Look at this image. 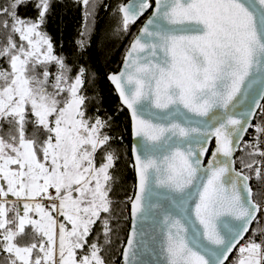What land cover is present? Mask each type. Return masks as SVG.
<instances>
[{
  "label": "snow or ice",
  "instance_id": "6c2138e0",
  "mask_svg": "<svg viewBox=\"0 0 264 264\" xmlns=\"http://www.w3.org/2000/svg\"><path fill=\"white\" fill-rule=\"evenodd\" d=\"M77 3L0 4V264H264V0Z\"/></svg>",
  "mask_w": 264,
  "mask_h": 264
},
{
  "label": "trees",
  "instance_id": "16d2710c",
  "mask_svg": "<svg viewBox=\"0 0 264 264\" xmlns=\"http://www.w3.org/2000/svg\"><path fill=\"white\" fill-rule=\"evenodd\" d=\"M122 2V0H99L101 5H115ZM4 0H0V4H3ZM83 6H78L77 0H57V6L53 11V14L50 16L47 31L52 36L55 44L57 45L56 50L61 51L60 45H63V51L68 52L75 40L80 39V32L82 30V25L85 23ZM22 13L27 16L34 15V12L31 10L24 11ZM97 22V31L91 36V43L93 49H98V38L101 36L104 30H111L115 28L116 20L109 9L100 7L97 10L96 15ZM135 27L133 32H135ZM128 38L125 37L122 40H109L107 42L108 48L103 55H98L97 60L98 67L102 73L108 71H114L118 68L120 63V58L124 50V45L127 44ZM87 59V57H85ZM100 89H102V95L104 96V106L110 107L113 106L116 102L115 96L110 94L109 88L104 82L100 83ZM123 120V117H121ZM251 134V129L249 130ZM249 137L246 136L245 139ZM237 155H240L237 152ZM131 179V177H129ZM117 256V264H118Z\"/></svg>",
  "mask_w": 264,
  "mask_h": 264
}]
</instances>
